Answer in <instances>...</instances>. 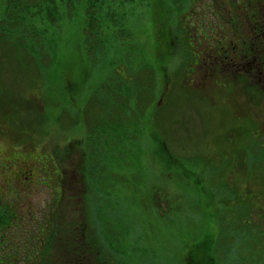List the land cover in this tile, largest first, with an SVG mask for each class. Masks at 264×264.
Returning a JSON list of instances; mask_svg holds the SVG:
<instances>
[{"label":"rangeland","instance_id":"rangeland-1","mask_svg":"<svg viewBox=\"0 0 264 264\" xmlns=\"http://www.w3.org/2000/svg\"><path fill=\"white\" fill-rule=\"evenodd\" d=\"M145 1L125 13L115 0L116 23L91 26L83 6L0 0V209L14 206L24 237L54 212L89 237L99 224L116 264H264V149L251 151L264 137L249 135L264 125V93L246 88L252 74L201 81L199 70L189 92L181 46L150 85L138 67L156 63L163 28ZM213 1L229 0L191 3L192 29L198 14L214 18L206 5L219 12ZM19 153L48 158L16 165Z\"/></svg>","mask_w":264,"mask_h":264},{"label":"trees","instance_id":"trees-1","mask_svg":"<svg viewBox=\"0 0 264 264\" xmlns=\"http://www.w3.org/2000/svg\"><path fill=\"white\" fill-rule=\"evenodd\" d=\"M122 1L124 3L123 8L129 6L130 2H132V0ZM133 1L143 7L147 4L145 0ZM193 1H154L152 5L155 12L157 11L159 15L160 26L163 28L158 40L155 41L156 46L153 49L157 50L154 51L156 63L154 65L146 64L142 67L140 66L138 71H144L146 79L151 80L152 84L150 80L149 84L153 85V78L158 74L164 73L163 59L165 55L167 54L166 57L169 58L173 57V50H177V46H181L178 49H181L179 53L182 55V59L178 62L177 67L180 66V69L185 71V75H189L186 87L189 92L196 90L195 85L190 84V78L194 71L199 70L201 81L207 78L217 79V77L223 75L225 78H230L231 82H235L233 78L242 80L246 79V74H252L250 83L247 82V85H245L246 88L250 89L253 85L255 89L251 88L250 90H257L259 94L264 93V0H229L226 4L213 1V4L216 3L219 12L212 5H206V8L208 6L211 9L214 18H200V16L207 14H198V19L196 20L199 21L198 32L194 28L192 29L191 23L194 15L192 13L194 12L193 6L191 5ZM41 2L51 5L50 8L53 7L54 9L57 7V2L65 5L71 3L73 8L83 6L86 16H90L94 20V22L90 21L88 23L91 26L94 23L99 25L98 23L103 22V18H99L100 15L103 17L109 14L108 19L110 21H115V23L117 21L116 12L112 10L115 0H41ZM133 6H129V9L124 12H129ZM166 28H171V33H168ZM181 39L183 40L182 45L179 44ZM197 43L201 45V48L196 49L194 47ZM184 60L186 61L183 62ZM253 72L257 73L256 77L253 76ZM147 73H149V76ZM167 79V83L170 82V77ZM261 82L262 84H260ZM140 84L142 87L141 82ZM125 90L126 92L127 90L130 91L131 88L128 87ZM251 127L249 135L252 133L258 134L257 138L251 139L252 142L264 137V125H261L260 130L257 131L254 130L256 128L254 125ZM260 148L264 149V146L259 145L256 150L252 149L251 151L261 150ZM166 152L168 153L167 149ZM171 157L173 156L171 155ZM9 207L7 208L6 206L0 209V264L115 263V261H110L109 254H103V247H107V245L102 238L99 224L97 230L94 229L92 237H89L84 234L85 232L79 226V229L76 227L75 230L71 231L68 230L71 225L57 226V215L54 212L51 213V216L49 214L43 223H37L34 229L36 231H32L29 237H24L22 231L25 230L26 222L23 221V217L16 213L12 204ZM28 218L29 216H27L26 221H28ZM15 219H17L16 222H14ZM15 226L18 228L16 232L20 231V235L17 236V242L12 245V242L5 238V234L9 228ZM58 230L64 234L61 236ZM200 245L198 244V248H200ZM206 245L203 247L205 250L203 253L209 254ZM208 245L210 246L209 243ZM8 247L10 248L9 251L6 250ZM115 247L117 246H113V249ZM113 249H107V252L114 253L116 249ZM88 255L89 262L86 257ZM198 264H202L199 259Z\"/></svg>","mask_w":264,"mask_h":264},{"label":"flooded vegetation","instance_id":"flooded-vegetation-1","mask_svg":"<svg viewBox=\"0 0 264 264\" xmlns=\"http://www.w3.org/2000/svg\"><path fill=\"white\" fill-rule=\"evenodd\" d=\"M102 140V144H99L100 146H104L105 145V140L104 139H101ZM57 146H59V145H57ZM100 146L98 147V148H94V146L93 147H91L90 148V152H89V157H91L92 155H94V154H96V153H100L102 150L100 149ZM10 154V153H9ZM54 155L55 154H51V157H54ZM60 155V154H59ZM69 155H72L71 153H69ZM29 157H31L32 159H33V161L35 162V161H37L38 163H37V165H38V167H39V165H40V161L39 160H42V159H45V160H47V158L48 157H46V156H43V155H40V154H38V153H19V154H16V155H13L12 156V158H13V163L14 164H16V165H18L19 163H21V162H19V161H22V160H26V159H28ZM95 157V156H94ZM30 161V160H29ZM19 162V163H18ZM90 162H92V164L90 165V168H95V166H98L97 165V162L95 161V160H89V163ZM95 165V166H94ZM22 166V165H21ZM33 167V168H32ZM32 167H20L17 171H15V175L14 176H17V177H19V176H24L25 178H27L29 175H32V173H33V171L35 170V165L34 166H32ZM23 168V169H22ZM89 168V169H90ZM36 169H37V167H36ZM91 170V169H90ZM59 192V191H58Z\"/></svg>","mask_w":264,"mask_h":264}]
</instances>
